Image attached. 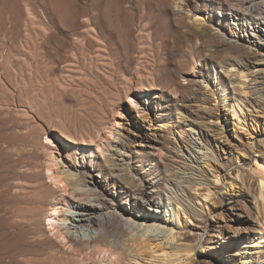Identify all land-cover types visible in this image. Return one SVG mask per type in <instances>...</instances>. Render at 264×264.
Wrapping results in <instances>:
<instances>
[{"label": "rangeland", "instance_id": "1", "mask_svg": "<svg viewBox=\"0 0 264 264\" xmlns=\"http://www.w3.org/2000/svg\"><path fill=\"white\" fill-rule=\"evenodd\" d=\"M234 10L229 0H0V264L36 263L44 248L39 239L54 236L48 228L45 233L26 227L17 209L23 205L19 186L41 179L25 172H41L50 180L47 169L56 157L59 166L82 178L81 184L100 187L107 200L101 212H113L143 226L155 223L159 235L152 237L155 243L165 241L164 230L174 229L178 242L163 243L167 251L186 255L185 247H193L190 254L199 264H264V239L257 243L264 226L258 222L246 183L249 173L264 166V104H252L258 90L264 94V64L252 69L249 77L247 89L257 93L245 98L247 126H240L232 110L214 94L220 79L227 86L228 100L239 94L234 76L218 65L213 67L229 58L223 40L256 52L258 62L264 58L260 21L250 19L247 11H239L237 17ZM205 26L209 30L202 32L197 43L193 33ZM154 35L159 38L153 43ZM190 45L202 51L193 55ZM192 58L197 64L200 61L198 66ZM186 72L207 73L201 85L208 92L198 86L194 92L182 90ZM150 73L179 90L151 84V90L135 93L137 105L132 107L126 102L127 89L139 88L140 79L150 82ZM144 112L152 118L151 125L142 117ZM190 122L198 128L190 130ZM226 136L231 145L224 142ZM209 139L221 140L225 149L219 150L225 157L240 152L236 165L244 179L218 193L224 199V215L219 211L221 203L213 201L201 211L209 220L211 234L203 231L201 218L198 223L190 218L186 225L184 211L178 221L172 193L187 184H169L173 169L166 167L179 160L191 166L185 173L174 169L182 177H196L203 168L210 172L209 166L216 161H206V153H212L205 148ZM223 183L230 184L228 179ZM133 185L149 199L142 198ZM191 192V200L185 198L188 205L203 206L204 200L196 199L198 192ZM102 232L92 230L90 244L81 246L83 254L72 258L83 260L96 248L94 240ZM129 236L120 238L115 232L104 239L103 246L117 248L111 261L97 253L87 260L112 264L122 252L118 264H160L150 250L137 253L129 242L125 244L123 238ZM173 259L177 261L176 256Z\"/></svg>", "mask_w": 264, "mask_h": 264}, {"label": "bare ground", "instance_id": "2", "mask_svg": "<svg viewBox=\"0 0 264 264\" xmlns=\"http://www.w3.org/2000/svg\"><path fill=\"white\" fill-rule=\"evenodd\" d=\"M229 6L231 9H235L234 15L236 16L239 15V11L249 12L248 16L250 17V19L256 20L257 22L260 21L262 28H259V31L263 33L264 31L263 30L264 28V0H229ZM258 16H260V18ZM207 30H209V27L205 26L202 30L195 31L193 33V35H195L197 38V41H198L197 43L201 42L200 36L203 34L202 32H205ZM214 36L219 37L220 39L222 38V35L219 33L214 34ZM158 38L159 37L157 35H154L152 38L153 43L154 41H157ZM161 41L162 40H160V42ZM223 41L225 42L224 44L226 45L229 51V58L226 59L225 63L213 64V67L215 68L218 65L222 67L224 71L230 77L234 76V80H232V82L238 84V86H235V89L238 90L239 94L234 99L228 100L227 92H226L227 86L221 85L222 79H220V81L217 82V84H215L214 94L218 96L219 101L223 106H226L232 110L233 114L236 116V121H238V124L240 126L242 125L245 127L247 126L246 115L248 114L247 112L245 113V108L248 106V104L245 102V98L249 97L250 95L256 96V93H257L256 90L251 92L250 90L247 89L248 86L251 84L250 83L251 79H249V77L252 76L254 72L252 69L257 68L256 67L257 65L264 64V60H263L264 58L262 59V61L258 62L257 61L258 55L256 52H249L244 46L237 44L235 42L230 43L229 41H226V40H223ZM153 46H155V44ZM199 49H200L199 46H195V45L189 46L190 53H192L193 55ZM195 57L200 58L202 56H200V54H195ZM193 59L194 58H192L191 60ZM192 62L195 63L196 60ZM192 62L191 64H194ZM195 64H197V62ZM198 64L195 65V67L198 66ZM196 69L194 68L193 70H196ZM140 73H142V71ZM186 73L187 75L183 76L184 80H182L184 82L180 83L182 90H188V91L194 92V88L197 86H198V90H207L204 86L201 85L202 82L207 81V73L205 72H199V73L186 72ZM150 79H151L150 80L151 83L149 82V78H148V82L144 81L143 79L139 80L138 78L139 88L129 87L127 89L126 102L131 104L132 107L134 105L136 107L137 105L135 93H137V91L140 92V91L149 90L150 89L149 86L151 84L159 85L157 86L158 88H160V86H163L164 88L173 90L174 92L179 90L178 88H172V86L168 82L163 84L161 78L154 75V73ZM154 86H152L151 88H154ZM257 94L258 96H256L252 100V104L255 102L264 104V94L262 90H258ZM142 117L148 120L149 125L152 124L153 120L146 112L142 114ZM188 126L190 130H195L196 128H198V125L194 122H190ZM216 126L218 127V125ZM89 131L91 130L89 129ZM118 132H119V129H118ZM222 134H224V132L221 133V136ZM203 135L204 134H201L199 138L203 139ZM88 136L93 139L92 134L89 133ZM209 140L205 141V148L206 150H211L212 153L210 154L206 153L207 155L206 161L209 164H210L211 158L216 161L213 164L211 163V165L209 166L211 168L210 172H208L206 169L203 168L202 170L198 172L199 175L196 177H193V178H191V176L182 177L180 176V174L176 173L174 169L178 168L180 170V173H185L186 170H191L190 165H187L186 163L181 162L179 160H172L169 164L166 165L168 171L171 172V170L173 169L170 174V176H172L173 179L170 180L169 184H179L178 182H184L187 184V187L179 186L177 190L172 193V198L176 200V204L174 205V212L178 218V221H180L179 216L183 213V211L186 214L185 215L186 225L191 221L190 218L195 219L197 223L200 221L199 218H201L202 222L205 224L203 231L206 233H209V230L211 229H208V228H211V227H208L209 220H207V217L205 216L203 217V215L201 214V211H203L205 206L209 205L210 202L213 201L214 203H219V204L221 203V207L219 211H222V214L224 215L227 210L225 211V208L222 207L224 199L221 196H219L218 193H220V191L223 190L224 186H226L227 189L230 186L231 187L234 186V184L238 183L237 182L238 178L242 179V181L244 180L242 176L243 173H241L240 168L238 167V165H236V160L238 161L241 158L240 152H238L237 154H235L236 153L235 152L234 156L229 154L225 157V155L222 154L220 151L222 148L225 149V147L221 143V140L220 139L219 140L214 139L210 141ZM231 141L228 139L227 136L225 137L224 142H227L230 144ZM50 142L52 143V141ZM125 145L128 147L129 146L128 142H126ZM235 147H238V144L235 145ZM219 148L221 149L219 150ZM100 151L102 152V150ZM39 157H43V156H39ZM178 158L181 159L183 157L178 156ZM176 164L179 167H175L174 165ZM59 165H60V161L57 160V157H56L54 158V165L49 166L48 169L46 168L48 170V173L46 174L48 175L47 177L50 180H45V175L41 172H36V171L25 172V174L29 176H38L41 179L39 182H34L32 184L30 183L24 184L25 183L24 182L23 183L24 185L19 186V188L21 189L19 193L20 199L22 200L23 205H21L17 209V214L22 218L23 222L27 225L26 227L38 228L44 231L45 233L47 232V228H48L50 231H53L54 233L52 234L54 235L53 237L45 236L46 235L45 234L42 239H39V242L42 244V246H44V248L41 254L42 257L39 258L36 261V263L34 262V264H93L92 262L90 263L87 260V258L92 257L97 254L102 255L103 259L109 260L110 256L117 253V251L115 250L117 248L113 250L111 248L109 249L106 246H103V244L105 243L104 239H106V237L109 235H113V233L115 232H117L120 235V238H122L126 234L127 235L130 234L131 236H129L128 238H123L124 243L126 244V242H129L130 248L132 250H136L137 253L138 252L141 253L142 251L146 252L145 249L150 250L151 255L153 257L161 260L160 264H199L201 263V261L199 262L197 259L195 260V255L190 254L192 250L194 249L193 247H187V246L185 247L186 255H182L179 253L176 254L173 251H167V248L165 247L166 243L169 244L173 242L174 240L175 242L176 241L178 242V238H176V233L173 231L174 229L171 228L170 231L164 230V232H167V234L164 235L165 241L163 243L165 245L162 243V241L159 240V238H155V239H158L160 243H162L160 244L158 241H156L159 243L158 244L154 242L155 241L154 239L152 241V237L159 236L155 234V231H156L155 229L157 227L153 228L155 223H149V224L146 223V225L143 226V225H140L137 221H132L131 218H124V216L117 215L116 213L109 212V211L105 213L101 212L105 208L104 204H107V200L105 198V194L102 193V191L100 190V187L97 184H93V185H90L89 183L81 184L80 183V181L82 180L81 177L78 179L74 178V175H72L68 171L69 168H64V166L62 165L59 166ZM40 167H42L41 164H40ZM59 167L61 169L60 171L58 169ZM57 169L59 172L56 171ZM226 179L229 180L231 185L223 183V180H226ZM220 183L222 184V186L219 185ZM246 183L248 185V192L249 194L253 196V200L255 201L254 210L256 212L258 222L260 225L264 226V166H259L258 169L254 170V173H249V177L248 179H246ZM75 186H79L78 188L79 190H77L76 188L74 189ZM133 187H135L136 190H139V189L141 190L140 195L142 196V198L149 199L143 189H141L137 185H133ZM192 190L198 192L196 199L204 200L202 201L203 206H199L195 204V207H190L188 203L185 201V198L186 199L189 198L191 200V196H193L191 192ZM92 197L93 199H91ZM91 200H92V203H91ZM47 209H50V210H47ZM48 211H50L49 212L50 214L48 215L49 217L46 219L48 220V223L45 224L46 227H43L42 223H43V220L46 218ZM72 211L73 213L74 212L75 213L79 212V213L74 215L75 213L73 214ZM71 213L73 215H71ZM187 220H190V221H188L187 223ZM22 228L23 226L21 227V229ZM97 228H101L103 232L100 233L94 240L96 243L95 244L96 248L94 247V249H92V252L88 253L84 257L83 260L78 261L77 259L72 258V256H81V253L83 251L81 246L84 243L90 244L89 237L92 236L91 232L92 230H96ZM80 231L84 232L83 235H81ZM20 233L22 234V231ZM86 236L88 238H86ZM258 238L259 240H257V243L262 242V240L264 239V233L262 232V234L259 235ZM67 244H69L68 247L66 246ZM157 253H160V254L156 255ZM118 254L119 255H117L116 257L114 256L115 259L114 261L111 262L112 264L114 263L118 264L121 261V257L123 256V253L119 252ZM175 256H176L177 261L173 259V257ZM152 259L150 258L148 260L152 261ZM243 259H244V262L245 261L247 262L246 260L247 258H243ZM203 263L205 262H202V264ZM212 264H216V262H213Z\"/></svg>", "mask_w": 264, "mask_h": 264}]
</instances>
